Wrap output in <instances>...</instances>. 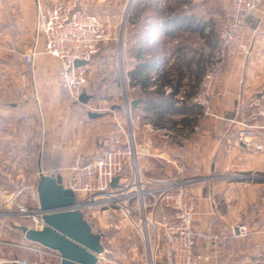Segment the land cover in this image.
Listing matches in <instances>:
<instances>
[{
  "label": "crops",
  "instance_id": "0c3cea01",
  "mask_svg": "<svg viewBox=\"0 0 264 264\" xmlns=\"http://www.w3.org/2000/svg\"><path fill=\"white\" fill-rule=\"evenodd\" d=\"M61 1L84 7L85 0H42L46 6ZM155 1L158 16L147 13L145 2L132 11L131 25L143 21L142 37L147 36L148 44L145 57L151 60L144 91L134 86L137 95L130 98H142L133 111L142 119L134 121L137 130L133 129L142 145L139 164L151 178H174L175 161L183 150L184 178L191 179V190L198 198L195 225L226 235L221 241H198L196 249L203 256L199 264H264V206L259 207L264 197V3L248 21L251 51L227 60L211 99L214 114L205 115L196 98L218 45V37H213L215 16L219 11L224 16L229 0H168L175 2L170 8L185 15L174 24L165 23L169 9L162 5L166 0ZM36 2L0 0V176L6 175L7 167L21 169L22 155H33L37 149L51 154L75 150L87 154V160L94 156H88L94 138L89 125L73 114L72 101L65 97L60 61L45 54L30 65L19 50V43L25 41L30 49L37 40ZM200 9L211 12L204 15ZM156 24L159 30L148 33V27ZM39 40L42 45L44 40ZM157 41L159 50L153 49ZM170 98L175 106L184 105V110H166ZM245 127L255 130L253 139L241 138ZM41 138L47 139V148L39 147ZM40 168L45 171L39 160ZM6 192L7 188H0V217L7 213L2 210L8 201ZM237 223L250 227L249 237H231Z\"/></svg>",
  "mask_w": 264,
  "mask_h": 264
},
{
  "label": "built area",
  "instance_id": "2783aa9c",
  "mask_svg": "<svg viewBox=\"0 0 264 264\" xmlns=\"http://www.w3.org/2000/svg\"><path fill=\"white\" fill-rule=\"evenodd\" d=\"M263 1L229 0V17L220 35V44L216 48L212 67L205 76L203 88L196 98L204 106L205 115L214 114L211 99L227 60L247 55L251 51L252 42L246 37L245 26ZM34 31L37 40L23 54L24 61L33 65L41 55L56 57L60 61L59 79L62 86L71 100L79 101L81 94L87 91L89 62L101 43L108 39L100 17L75 1L45 6L41 0H37ZM41 38L44 41L39 45ZM76 60L86 63L76 66ZM153 79H156V75ZM129 115L133 121L142 120L130 111ZM157 130L166 131L164 128ZM240 136L253 139L256 132L245 127ZM256 147L263 149L262 144ZM141 152L142 145L137 141L134 130H131L124 140L104 148L91 159L87 160L84 154L77 153L65 165L68 180L65 182L63 179V184L76 193L77 206L87 220L85 213L95 206L109 212V215L118 212L138 230L142 225L141 231L147 245V264H199L203 256L196 249L198 241H221L226 235L204 231L195 225L198 198L191 190V179L184 178L186 162L183 150L175 161L176 177L170 179L147 176L138 161ZM116 177L118 181L113 186L112 181ZM262 201L261 208L264 206V197ZM18 207L20 211L16 214L34 219L35 226L29 227L41 229L44 226L38 210L31 211L20 204ZM250 234L251 229L245 223H237L231 229L234 239H244ZM35 244L50 250L39 243ZM0 264L27 262L14 257Z\"/></svg>",
  "mask_w": 264,
  "mask_h": 264
},
{
  "label": "rangeland",
  "instance_id": "374dc122",
  "mask_svg": "<svg viewBox=\"0 0 264 264\" xmlns=\"http://www.w3.org/2000/svg\"><path fill=\"white\" fill-rule=\"evenodd\" d=\"M144 2L146 6L148 5L147 13L158 16L159 4L155 0H85L82 4L85 9L100 17L108 35V39L101 43L89 62L86 92L91 95V98L87 103L71 100L73 114L83 119L84 125H89L88 131L94 136L92 142L89 143L91 153L88 156L95 155L106 145L124 140L125 135L135 129L128 108L130 107V98L137 95V90H133L129 85L127 71L134 62L132 46L138 38L143 36L144 27L143 21L131 25L132 19L129 16L134 9H140L142 6L139 4ZM174 5L175 2L170 3L166 0L162 8L169 9ZM199 11L204 15L211 12L207 9ZM218 11L217 8L216 12ZM224 13L223 16L219 11L215 16L216 25L213 29V37H218L217 47L229 17V7L228 11ZM247 26L248 23L245 26L246 37ZM187 37H194V35L189 34ZM159 46V41H157L153 49L159 50L161 47ZM19 50H22L23 54L28 50L25 41L19 43ZM65 97L71 99L67 93H65ZM118 105H121V108H118ZM113 106L114 108H112ZM90 111L101 113V116L91 117L93 118L91 119ZM39 141L40 148L44 146L47 148V139L41 138ZM83 142L84 138L80 140V145ZM76 154L75 150L71 154L70 152L51 154L37 149L33 155H22L21 169L16 171L10 166L5 171L6 175L0 176L2 177L0 182H5V185L2 184L0 188H7L8 196L7 203H4L2 207V210H7V213L0 217V262L18 257L26 261L27 264L61 263V257L56 252L44 249L26 239L19 226H35V221L32 217H27L24 214L19 215L16 212L20 211L19 204L31 211L38 210L36 181L39 177V160L45 168L46 174H61L66 182L68 173L64 169L65 165L71 162ZM22 162L30 163L24 165ZM117 213L109 215V212H104V209L95 206L85 213L93 230L103 236L105 252L98 264H147V245L141 231L142 225L138 230L125 217Z\"/></svg>",
  "mask_w": 264,
  "mask_h": 264
},
{
  "label": "water",
  "instance_id": "95a60500",
  "mask_svg": "<svg viewBox=\"0 0 264 264\" xmlns=\"http://www.w3.org/2000/svg\"><path fill=\"white\" fill-rule=\"evenodd\" d=\"M85 63L83 60L75 61L76 66ZM90 98V94L83 92L79 101L87 103ZM141 102V97L132 99L129 111L133 113ZM89 116L98 117L101 113L90 111ZM117 181L118 177L114 178L112 185L116 186ZM37 192L38 213L42 215L44 226L37 229L20 225L26 239L56 252L61 257L60 264H98L99 255L105 251L103 236L93 230L77 206L76 193L64 186L62 175L46 174L40 168Z\"/></svg>",
  "mask_w": 264,
  "mask_h": 264
},
{
  "label": "trees",
  "instance_id": "16d2710c",
  "mask_svg": "<svg viewBox=\"0 0 264 264\" xmlns=\"http://www.w3.org/2000/svg\"><path fill=\"white\" fill-rule=\"evenodd\" d=\"M186 0H184L185 2ZM185 15L182 16L181 12H175V8H169L168 14L165 18V23H175L176 18H182ZM131 19L134 17V15L129 16ZM151 30H159V24L152 25L148 27V33L151 32ZM147 36L146 37H140L137 39V41L132 46V55L135 57V63L132 69H130L127 72L128 79H129V85L131 87L134 86H140L141 90L144 91L145 86L147 85V82L149 81V68L151 67V60L147 59L145 57L146 51H148L147 47ZM173 98H170L169 105L166 107V110L171 111H183L184 105L181 107L175 106V101ZM150 100V98L148 99Z\"/></svg>",
  "mask_w": 264,
  "mask_h": 264
},
{
  "label": "bare ground",
  "instance_id": "6f19581e",
  "mask_svg": "<svg viewBox=\"0 0 264 264\" xmlns=\"http://www.w3.org/2000/svg\"><path fill=\"white\" fill-rule=\"evenodd\" d=\"M132 113V112H131Z\"/></svg>",
  "mask_w": 264,
  "mask_h": 264
}]
</instances>
